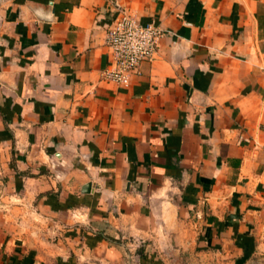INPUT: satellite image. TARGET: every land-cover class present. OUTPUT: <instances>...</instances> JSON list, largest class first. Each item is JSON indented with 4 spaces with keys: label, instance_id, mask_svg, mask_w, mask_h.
Segmentation results:
<instances>
[{
    "label": "crops",
    "instance_id": "0c3cea01",
    "mask_svg": "<svg viewBox=\"0 0 264 264\" xmlns=\"http://www.w3.org/2000/svg\"><path fill=\"white\" fill-rule=\"evenodd\" d=\"M123 9L166 30L129 87L101 77ZM181 247L264 264V0H0V264Z\"/></svg>",
    "mask_w": 264,
    "mask_h": 264
},
{
    "label": "built area",
    "instance_id": "2783aa9c",
    "mask_svg": "<svg viewBox=\"0 0 264 264\" xmlns=\"http://www.w3.org/2000/svg\"><path fill=\"white\" fill-rule=\"evenodd\" d=\"M166 30L157 24H143L133 13L118 12L105 34L111 63L102 80L129 87L143 74V66L156 57Z\"/></svg>",
    "mask_w": 264,
    "mask_h": 264
},
{
    "label": "rangeland",
    "instance_id": "374dc122",
    "mask_svg": "<svg viewBox=\"0 0 264 264\" xmlns=\"http://www.w3.org/2000/svg\"><path fill=\"white\" fill-rule=\"evenodd\" d=\"M10 220L12 222V225L16 224L18 225L19 223V215H12L10 216ZM189 219V218H187ZM182 238H184L185 242H188V246H189V242L192 241V234L189 232H183L182 233ZM34 240V239H33ZM140 248V247H139ZM181 251L179 248H176L177 251L179 253H177L176 255H169L166 254L165 251L160 252V254H158L157 260H155L156 264H200V257L197 256V253H199V248L198 247H186V249H183L184 247H181ZM172 251H174L173 249H171ZM143 255V253H142ZM148 257V256H147ZM146 255H144V258L147 260ZM125 264H146L144 262H140L138 263L137 259H135V261H131V262H127Z\"/></svg>",
    "mask_w": 264,
    "mask_h": 264
},
{
    "label": "water",
    "instance_id": "95a60500",
    "mask_svg": "<svg viewBox=\"0 0 264 264\" xmlns=\"http://www.w3.org/2000/svg\"><path fill=\"white\" fill-rule=\"evenodd\" d=\"M89 186L90 185H88L86 188H87V190H85V193H89V192H91L90 190H89Z\"/></svg>",
    "mask_w": 264,
    "mask_h": 264
}]
</instances>
